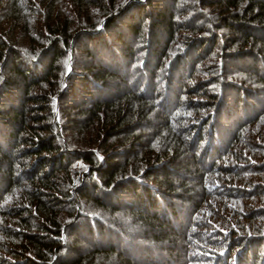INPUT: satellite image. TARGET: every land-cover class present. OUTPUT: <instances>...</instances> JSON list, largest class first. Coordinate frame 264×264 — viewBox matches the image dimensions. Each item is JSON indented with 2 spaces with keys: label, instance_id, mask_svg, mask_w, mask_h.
Here are the masks:
<instances>
[{
  "label": "trees",
  "instance_id": "trees-1",
  "mask_svg": "<svg viewBox=\"0 0 264 264\" xmlns=\"http://www.w3.org/2000/svg\"><path fill=\"white\" fill-rule=\"evenodd\" d=\"M0 264H264V0H0Z\"/></svg>",
  "mask_w": 264,
  "mask_h": 264
},
{
  "label": "rangeland",
  "instance_id": "rangeland-1",
  "mask_svg": "<svg viewBox=\"0 0 264 264\" xmlns=\"http://www.w3.org/2000/svg\"><path fill=\"white\" fill-rule=\"evenodd\" d=\"M167 6V5H166ZM162 7L164 8L165 7V3H162ZM189 14H190V12H189ZM187 16H188V14H187ZM57 110L55 109V112H56ZM199 259V258H198ZM195 262H196V260H195Z\"/></svg>",
  "mask_w": 264,
  "mask_h": 264
}]
</instances>
